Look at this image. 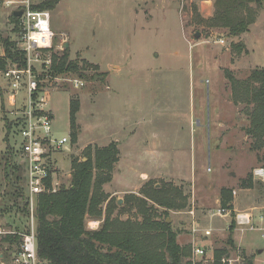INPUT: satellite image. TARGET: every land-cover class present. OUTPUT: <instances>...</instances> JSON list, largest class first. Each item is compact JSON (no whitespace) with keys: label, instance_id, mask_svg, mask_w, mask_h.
<instances>
[{"label":"rangeland","instance_id":"1","mask_svg":"<svg viewBox=\"0 0 264 264\" xmlns=\"http://www.w3.org/2000/svg\"><path fill=\"white\" fill-rule=\"evenodd\" d=\"M25 2L31 10L44 7L49 15L51 46L38 58L66 54L80 68L51 78L49 65L34 63L38 85L47 92L53 136L69 140L68 151L54 154L59 184H69L71 161H86L87 148L93 152L115 143L119 160L102 187L108 200H121L111 219L139 220L137 202L130 199H142L141 191H151V186H169L186 199V207L169 210L166 221L178 232L177 243L190 247L189 259L198 246L205 256L193 257L194 263L215 264L214 251L224 250L220 264L222 259L243 264L242 252L253 264H264V163L249 148V108L234 103L228 79L244 80L252 69L264 68V4H251L254 23L248 32L230 37L225 29L207 27L215 0H1L0 56L5 39L21 50L10 16ZM75 80L82 85L76 87ZM7 87L0 72V228L24 232L28 219L4 210L11 205L4 196L9 189L4 176L9 177L10 166L20 165ZM71 100L79 106L75 140L69 129ZM157 151L172 161L159 162ZM249 177L252 187H242ZM22 178L25 187L24 174ZM221 189L232 192L231 207L235 201L238 212L249 214L254 230L236 225L229 230L237 212L225 209L226 216H211L221 208ZM147 203L157 219L165 218L164 209ZM191 209L199 229L194 235ZM101 223L87 219L85 226L95 231ZM7 249L0 240V264L10 263Z\"/></svg>","mask_w":264,"mask_h":264},{"label":"trees","instance_id":"2","mask_svg":"<svg viewBox=\"0 0 264 264\" xmlns=\"http://www.w3.org/2000/svg\"><path fill=\"white\" fill-rule=\"evenodd\" d=\"M214 4L215 13L207 27L225 29L230 37H238L248 32L249 26L254 23L255 9L251 4L259 8L264 0H215ZM32 10L43 12L44 7L39 6ZM10 20L14 25L13 31L21 38L19 17L12 13ZM1 45L4 55L0 56V72L12 66L18 69L26 67L25 53L16 47L15 42L5 39ZM237 48L240 50L244 47L237 45ZM50 62L51 78L76 73L80 69L77 63L68 61L66 54L60 57L53 54ZM228 79L234 103L249 108L245 112L249 121L246 129V134L251 139L249 148L255 153L258 162L264 163V68L252 69L244 80H237L232 76H228ZM78 110L77 101L71 100V140H75L77 136ZM84 155L86 161H71L70 181L67 186L61 185L55 193L42 194L37 198L34 217L39 264H200L189 259L190 247H181L177 243L178 232L166 221L169 210L186 207V199L180 191L169 186H151V191L143 189L142 199L132 197L129 201L137 202L136 214L139 215V220L111 219V213L119 208V204L112 199L108 200L102 187L111 181L114 165L119 160L117 146L110 143L93 152L87 148ZM10 169L9 177L7 173L4 176L9 188L4 196L11 205L4 210H14L28 219L21 166L12 165ZM252 185L250 177L242 182L244 188H251ZM231 194L230 190L221 189L219 204L222 209L232 213ZM148 200L165 210V218H156L154 208L148 205ZM105 202L107 204L103 208ZM87 219L102 223L97 230L90 231L85 226ZM234 226L235 222L232 221L229 230L232 231ZM0 240L8 245L11 261V256L19 249L21 237L5 235ZM227 243L233 246L231 237L227 239ZM225 253L224 250H215L214 263L220 264ZM242 259L243 264H253L252 257L246 256L244 252Z\"/></svg>","mask_w":264,"mask_h":264},{"label":"built area","instance_id":"3","mask_svg":"<svg viewBox=\"0 0 264 264\" xmlns=\"http://www.w3.org/2000/svg\"><path fill=\"white\" fill-rule=\"evenodd\" d=\"M11 2H9L10 4ZM22 15L19 17L21 28V51L25 53L26 67L18 69L13 66L1 71L8 88V106L10 113L15 116L17 135L20 138L18 144V156L20 165L24 171L25 195L28 204V227L24 232L1 230L0 237L5 235H19L21 243L18 251L13 254L8 264H39L36 250V225L35 208L39 195L55 193L61 186L57 181V161L55 152L68 151L69 140L66 137L54 138L52 132V115L47 109V92L39 87L33 73L34 63L50 66L49 60H40L38 53L48 49L52 42V32L49 25L47 12L33 11L27 2L24 3ZM223 44V39L218 40ZM76 87L82 84L74 81ZM211 216L224 217L225 209L218 208L212 211ZM190 216V230L194 235L199 232L194 210L188 212ZM234 222L240 230L252 231V217L249 214L238 212ZM210 229L205 231L206 234ZM192 259L204 258V250L193 246ZM194 257V258H193ZM222 263H226L222 259ZM230 264V263H229Z\"/></svg>","mask_w":264,"mask_h":264},{"label":"crops","instance_id":"4","mask_svg":"<svg viewBox=\"0 0 264 264\" xmlns=\"http://www.w3.org/2000/svg\"><path fill=\"white\" fill-rule=\"evenodd\" d=\"M8 93V90L6 91V94ZM7 104H8V94H7ZM158 145V144H157ZM158 146H163V144L161 143L160 145H158ZM159 149H160V147H159ZM158 150V149H157ZM157 160L159 161V162H162V161H164V162H166V161H172L170 158H169V154L167 153L166 155H164V153H161L160 151L158 152L157 151ZM233 193H234V199H235V196L237 195V192L235 191V190H233ZM217 203H218V200L216 201ZM234 203H235V201H234ZM234 203H233V209H232V212H237L238 213V210H237V207L236 206H234Z\"/></svg>","mask_w":264,"mask_h":264},{"label":"water","instance_id":"5","mask_svg":"<svg viewBox=\"0 0 264 264\" xmlns=\"http://www.w3.org/2000/svg\"><path fill=\"white\" fill-rule=\"evenodd\" d=\"M14 14V16H16V17H20L21 15H22V11H17V12H14L13 13ZM199 37V33H196L195 35H194V38L195 39H197ZM68 47V45L66 44L65 46H64V48L66 49ZM96 79H99V80H102L103 78H102V76H95L94 77V80H96ZM118 204H121V200H118Z\"/></svg>","mask_w":264,"mask_h":264}]
</instances>
